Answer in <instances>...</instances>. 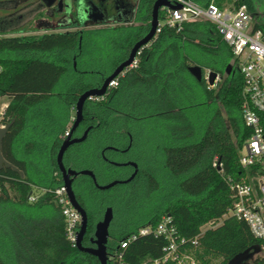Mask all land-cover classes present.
Returning <instances> with one entry per match:
<instances>
[{"label":"trees","instance_id":"obj_1","mask_svg":"<svg viewBox=\"0 0 264 264\" xmlns=\"http://www.w3.org/2000/svg\"><path fill=\"white\" fill-rule=\"evenodd\" d=\"M154 1L137 0L134 16L126 24L112 21L98 27L0 35V97L9 99L0 125L12 122L1 151L24 172L21 177L11 168L0 169V264H99L66 235L53 193L63 183L56 155L78 97L101 86L148 32ZM193 1L206 5L212 0ZM224 1L213 0L218 5ZM234 4L247 8L254 28L264 37V0ZM195 64L217 71V88H208L204 77L197 80L189 72ZM115 80L104 95L86 100L75 134L91 128L82 142L67 149L65 166L92 171L99 185L127 179L131 170L118 172L123 167L116 153L127 154L135 137L154 129L163 133L156 143L161 164L150 169L133 160L138 166L135 177L108 189H99L87 174L73 177V192L88 218L83 245H91L95 224L107 207L113 210V223L114 204L102 193L122 186L116 200L123 217L116 227L110 224L108 255L128 234L170 215L179 235L197 236L196 245L185 247L197 264H228L245 251L252 254L250 264H264V239L256 238L244 220L227 215L232 197L225 176L239 178L246 173L238 149L250 130L241 114L242 77L214 25L194 21L179 31L163 27L139 50L135 64ZM135 122L144 127L135 129ZM88 153L95 156L86 164ZM33 188L45 192L29 202ZM219 219L217 226L201 230ZM165 244L161 236H139L125 248L123 262L158 258Z\"/></svg>","mask_w":264,"mask_h":264},{"label":"built area","instance_id":"obj_2","mask_svg":"<svg viewBox=\"0 0 264 264\" xmlns=\"http://www.w3.org/2000/svg\"><path fill=\"white\" fill-rule=\"evenodd\" d=\"M169 1L172 5H180V7L163 6L160 9L156 34L163 27L174 28L179 31L187 22L208 21L214 25L220 40L229 47L232 53V64L242 77L241 114L244 124L250 131L238 149V156L240 165L246 170V173L239 178L231 175L225 176L232 197V206L227 215H233L244 220L256 238L264 239L263 34L259 29L254 28L253 18L244 5L235 7V0H225L221 5L216 4L213 0L206 5H201L193 0ZM115 79L109 83L108 88L116 85ZM2 113L3 110L0 111V117ZM221 166L222 163H219V167ZM254 168L255 171L252 173L248 171ZM43 192L45 190H41V194ZM53 193L65 221L66 235L71 244L75 246L81 224V215L71 205L63 183L55 188ZM39 195H34L31 191L28 201L35 202ZM219 221L221 219L211 220L204 225H208V228L215 227ZM148 234L163 237L166 244L162 248V256L152 260H144L139 264H147L148 262L163 264L168 261H174L177 264H197V261L185 249L188 243L197 244V236L188 239L179 235L170 215H163L156 225L142 226L136 232L124 237L119 242L117 249L109 255L108 263L126 264L123 262L125 248L137 237Z\"/></svg>","mask_w":264,"mask_h":264},{"label":"water","instance_id":"obj_3","mask_svg":"<svg viewBox=\"0 0 264 264\" xmlns=\"http://www.w3.org/2000/svg\"><path fill=\"white\" fill-rule=\"evenodd\" d=\"M91 6V5H90ZM163 6H168L171 8L174 7H180V5H172L169 0H155L153 5H152V10H151V20H150V27L148 32L141 37L137 42L134 43L132 46L128 56L126 59H124L122 62H120L112 71L111 74H109L99 87H93L85 90L81 95L78 97L74 110H75V117L73 118L72 124L69 127V131L66 134V137L62 141L57 155H56V162L58 169L60 171L61 177H62V182L63 185L66 188L67 196L69 198V201L71 205L80 213L81 215V224L80 228L78 231L77 239H76V248L79 249L80 251L86 252L88 254H91L95 256L99 264H108L109 260V255H108V250H107V243L109 240V228L111 221L113 219V210L111 207H107L103 217L101 220H99L94 227V237L92 238V243L94 244L93 246H85L83 245V238L86 234L87 231V224H88V218H87V213L85 209L79 204L77 201L75 194L72 189V180L73 177L78 175L79 173L81 174H87L93 178L95 185L99 189H108L116 184L119 183H125L127 181L132 180L135 175L137 174V164L135 162L130 161L129 164L133 165L135 167L134 172L124 180H113L107 184L104 185H99L95 181V176L92 171L90 170H80L77 171L72 168H67L63 162L64 154L67 151V149L75 144L82 142L90 130L91 126H88L84 132L80 136H73V132L75 129L79 126V124L82 122L84 115H83V110H84V104L87 99H90L91 97H100L104 95L108 89L109 83L115 79L119 74H121L123 71H125L128 67L133 66V63L135 62L136 56L139 53V50L143 47L146 46L147 44L150 43V41L156 36V29L158 25V16H159V11ZM91 8L93 9V14L89 16V18H92L94 20H104L108 19L107 14L105 9H100L96 5H92ZM189 72L197 79L201 80L203 77V68L200 65H191L188 68ZM231 66L228 65L226 68V72H230ZM218 73L216 71H209V76H208V83L210 85H213L215 80L218 78ZM12 122H9L5 124L4 126H0V169L3 167L6 168H11L13 171L17 172L21 177L24 176V172L19 169L17 166L6 160L2 154L1 151V144L3 141L4 136L8 132ZM252 256L251 253H248V251H245L243 253L237 254L234 256L228 264H250L248 262V259Z\"/></svg>","mask_w":264,"mask_h":264},{"label":"rangeland","instance_id":"obj_4","mask_svg":"<svg viewBox=\"0 0 264 264\" xmlns=\"http://www.w3.org/2000/svg\"><path fill=\"white\" fill-rule=\"evenodd\" d=\"M131 1L133 2V4L135 3V0ZM68 2H66V4L70 5V1ZM50 4H47V2L44 0H0V35H34L41 34L43 30L57 31L64 30L67 28L82 29L87 27L104 26L105 24L115 21L111 20L107 22H93L89 20V17L83 12V5L81 0H77V2H75V13L73 11V7L72 11H66L63 10V6L61 5H59V10L57 13L54 11L56 2H52ZM108 4L111 7L110 14H113L112 0H110ZM148 24H150V20L148 21ZM209 71L216 70L203 67V76L206 77L205 80L207 87L217 88L219 84L218 78L215 80L213 85H210L208 83ZM5 100V97L3 99H0V111L4 110ZM221 111L223 117L225 118L226 113L224 108H221ZM74 117L75 110L73 107L71 111V121L69 122L68 126H71ZM137 124L139 123L135 122L132 126H134L135 129H138L139 127L142 129V127H144L142 125ZM160 134H163L162 131L160 133L157 129L151 130L150 132L145 130V132L141 134L140 137L134 138V145L130 152H128L127 154L116 153L115 156L118 159H121V163L119 164H121V167H123V169H120L118 172L122 171L125 172V174H128L130 172L129 162L131 160L132 162L137 160L140 166L144 165L146 167H149L150 169L157 168L158 166H160L161 163L160 159H158L159 155L157 152L159 151V146L157 147L156 145ZM84 156H86V154ZM91 156H95L94 153H88L87 157L89 159L86 160L84 163L89 164ZM120 184L122 183H119V185ZM122 188V186H118L113 190H109L102 193L103 198L111 200L114 204V220L111 224V228H114L116 227V225L120 224L123 217L121 203L116 200L118 196L117 194L119 191L122 190ZM33 193L34 195L38 196L39 194H41V190L33 188ZM220 222L221 221H219V223ZM206 228H208V225L202 226V230H205ZM189 255L192 257L191 254Z\"/></svg>","mask_w":264,"mask_h":264},{"label":"flooded vegetation","instance_id":"obj_5","mask_svg":"<svg viewBox=\"0 0 264 264\" xmlns=\"http://www.w3.org/2000/svg\"><path fill=\"white\" fill-rule=\"evenodd\" d=\"M47 2V4H50L52 2H56V5L54 7V11L58 13V7L59 5L63 6V10H71L72 11V7H73V11L74 13L76 12V9H75V2H77V0H44ZM70 1V5H67L66 2ZM82 1V5H83V12L84 14H86L88 17L91 16V14H93V9L91 8V6L94 4L96 6H98L100 9H105L106 11V14H107V17L108 19H106V21L104 20H94L92 18H89V20L93 21V22H107V21H111V20H116L114 17H115V14H125L127 13V11H129L132 7V4L131 3H126L124 2V0H113L112 1V9H113V14H110V5L108 4V2L110 0H81ZM69 3V2H68ZM51 5V4H50ZM91 5V6H90ZM70 11V12H71ZM232 69V68H231ZM231 72V70H230ZM230 72H226V73H230ZM218 79H220L219 75H218ZM88 127V126H87ZM86 127V128H87ZM78 128V127H77ZM76 128V129H77ZM85 128V129H86ZM75 129V130H76ZM84 132V131H83ZM73 136H80L78 134H75V131L73 132ZM130 170H131V174L134 172L135 170V167L133 165H130ZM137 171H138V166H137ZM130 174V175H131ZM103 217V216H102ZM94 237V232L93 234L91 235L90 237V240H91V245L90 246H93L94 244L92 243V238ZM243 264H246V263H243Z\"/></svg>","mask_w":264,"mask_h":264},{"label":"crops","instance_id":"obj_6","mask_svg":"<svg viewBox=\"0 0 264 264\" xmlns=\"http://www.w3.org/2000/svg\"><path fill=\"white\" fill-rule=\"evenodd\" d=\"M113 1V0H112ZM124 2H126V3H131L132 4V7H131V9L129 10V11H127V13H125V14H115V21L114 22H116V23H129V22H131L130 20L132 19V17L134 16V12H135V9H136V2H137V0H135V3L133 4V2L131 1V0H124ZM44 31H46V30H43V32ZM4 98V96H1L0 97V99H3ZM5 102H4V108L6 107V105L8 104V102H9V99L7 98V97H5Z\"/></svg>","mask_w":264,"mask_h":264}]
</instances>
